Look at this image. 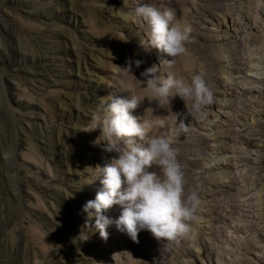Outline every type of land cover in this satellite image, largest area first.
I'll list each match as a JSON object with an SVG mask.
<instances>
[{"label":"rangeland","instance_id":"374dc122","mask_svg":"<svg viewBox=\"0 0 264 264\" xmlns=\"http://www.w3.org/2000/svg\"><path fill=\"white\" fill-rule=\"evenodd\" d=\"M138 3L172 9L190 26L182 54L169 58L149 46L147 25L132 15ZM47 7L40 14L0 0V264H264V0H49ZM48 42L59 71L29 76L39 68L22 54L39 59ZM135 59L143 63L131 74L120 70ZM152 65L162 77L200 75L211 103L197 112L190 100L152 97L136 81ZM115 95L137 98L131 114L147 122L146 138L165 136L178 149L183 197L195 192L197 202L188 231L175 239L142 230L133 242L114 226L106 229L112 240L102 239L84 226L81 206L100 187L95 167L116 156L105 151L93 115ZM185 115L194 124L169 138ZM120 210L102 214L114 219Z\"/></svg>","mask_w":264,"mask_h":264},{"label":"clouds","instance_id":"9594fccd","mask_svg":"<svg viewBox=\"0 0 264 264\" xmlns=\"http://www.w3.org/2000/svg\"><path fill=\"white\" fill-rule=\"evenodd\" d=\"M132 15L147 25V43L151 48L169 58L185 51L184 42L191 29L179 24L172 9L160 10L148 3H138ZM142 63L140 59L126 60L125 67L119 69L131 74L132 67ZM157 71L152 65L140 72L142 79H136L152 97L167 99L172 95L183 102L190 100L197 112L202 105L211 103L212 92L200 75H193L188 82L173 74L159 76ZM137 106L135 96L115 95L109 98L102 115H93L105 138V151L116 156L95 167L100 187L94 198L81 206L84 226L97 231L102 239L108 236L106 229L114 226L133 242H137L142 230L157 241L172 240L188 231L185 221L192 218L197 196L193 192L186 199L183 197L184 173L177 159L178 149L165 136L146 138L147 122L131 114ZM141 140L146 143H139ZM152 165L156 170H149ZM113 205L121 209L116 218L102 214ZM84 235L87 239V233Z\"/></svg>","mask_w":264,"mask_h":264},{"label":"bare ground","instance_id":"6f19581e","mask_svg":"<svg viewBox=\"0 0 264 264\" xmlns=\"http://www.w3.org/2000/svg\"><path fill=\"white\" fill-rule=\"evenodd\" d=\"M18 2L28 8H32L34 13H40V14H44L46 12L48 8L47 5L49 4V0H18ZM45 47L47 48V50L45 54L42 55L41 58L39 59H34L31 56L27 59V57L24 54H22L21 58L23 61L28 60V61L34 62L37 64V67L39 68V70L31 71L29 76L41 75L42 70H47V72L50 75L56 74L59 71V69L57 68L54 62L55 50L52 44L48 42L47 46ZM241 77L242 76H240L239 74H236L234 76H231V80L235 81V83H238ZM181 121L183 122L182 124H181ZM181 121H175L172 123L170 130H168L169 138H175L177 137V134L179 132L185 131V128H182V127H187V125L192 126V124H194V120L192 119V117H190V115L183 116L181 118ZM228 121H229V118L227 116H223V118H221V123L223 124L227 123ZM201 122H203L204 124V121L201 120ZM198 127H201V126H198ZM141 142H143V140H141ZM228 157L229 156L227 155V153H223V155H220L219 158H217V160L223 164V163H226ZM108 233H109V238L111 237V240H112L114 235L113 234L110 235L111 234L110 231H108Z\"/></svg>","mask_w":264,"mask_h":264}]
</instances>
